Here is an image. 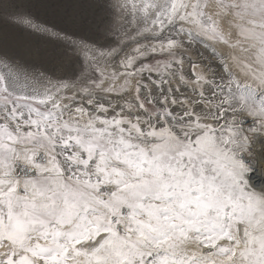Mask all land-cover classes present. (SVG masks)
<instances>
[{
  "label": "snow or ice",
  "instance_id": "1",
  "mask_svg": "<svg viewBox=\"0 0 264 264\" xmlns=\"http://www.w3.org/2000/svg\"><path fill=\"white\" fill-rule=\"evenodd\" d=\"M0 249L264 264V0H0Z\"/></svg>",
  "mask_w": 264,
  "mask_h": 264
},
{
  "label": "rangeland",
  "instance_id": "2",
  "mask_svg": "<svg viewBox=\"0 0 264 264\" xmlns=\"http://www.w3.org/2000/svg\"><path fill=\"white\" fill-rule=\"evenodd\" d=\"M221 50L222 51H225L226 49H224V48H221ZM3 251V249H0V252H2Z\"/></svg>",
  "mask_w": 264,
  "mask_h": 264
}]
</instances>
